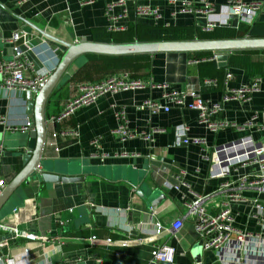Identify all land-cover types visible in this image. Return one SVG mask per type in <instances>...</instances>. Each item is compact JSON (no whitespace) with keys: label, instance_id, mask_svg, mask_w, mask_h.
<instances>
[{"label":"crops","instance_id":"1","mask_svg":"<svg viewBox=\"0 0 264 264\" xmlns=\"http://www.w3.org/2000/svg\"><path fill=\"white\" fill-rule=\"evenodd\" d=\"M89 1L81 6L79 0H0V60L10 58L7 42L11 35L25 30L35 36L33 44L41 45L31 55L34 64L51 74L64 51L63 44L92 42L93 30L108 32L106 6L116 0ZM124 1L127 15L117 24L126 30L110 34L126 43L137 40L139 29L177 30L190 40L213 31L203 32L205 16L181 13L180 4L172 0ZM208 1L215 6L218 17L226 0ZM139 8L157 9L161 18L155 23L151 16L139 14ZM113 13H119L118 9ZM256 22L264 23V12ZM231 24L235 26L236 19H231ZM214 55L216 59L209 60L214 61V68L204 78L200 74H209L208 68L194 64L196 60L185 53L116 57L106 66L120 68L116 74L129 72L135 79L198 93L209 104L222 105L214 120L235 124L239 129L210 132L197 124L196 112L174 106L167 113L156 114L139 109L145 100L160 97L159 90L149 87L103 94L91 105L51 123L78 94L79 84H72L69 78L84 63L72 64L45 104L43 158L75 161L89 171L73 179H43L34 174L25 180L18 196L1 211L0 226L13 228V232L0 230V258L4 257L6 264H147L152 246L166 244L174 249L175 264H264V227L252 219V200L258 197L264 210V193L243 192L237 201L216 197L207 203L205 208L211 214L227 205L234 227L252 234L244 243L230 242L221 251V260L218 253L198 248L201 240L190 221L183 222L176 233L170 229L184 215V203L191 195L212 194L224 182L211 177L210 172L213 164L225 166L226 160L233 157L229 146L247 138L264 145V54ZM226 73L232 76L227 86L223 84ZM207 79L218 81V86L205 88L203 82ZM255 79L259 82L249 101H222L227 90L251 85ZM117 112L124 115L133 139L120 142L113 133L121 124L115 116ZM29 116L26 93L2 87L0 76V119L4 122L0 124V179L6 185L23 168L29 150L31 132L13 128L30 122ZM253 117L255 121L251 122ZM181 126H188V138L203 140L205 144L177 143L175 131ZM95 139L97 149L92 146ZM127 166L135 170L134 178L144 174L142 183L151 192L150 198L140 196L121 175L114 177L109 171L99 175L95 170L118 168L119 174ZM245 171L250 170L230 174L226 181L234 187L238 175ZM179 177L189 186L190 193L184 187L178 191L170 187ZM155 225L160 226L158 232ZM21 233L36 235L40 241H29L18 235Z\"/></svg>","mask_w":264,"mask_h":264},{"label":"built area","instance_id":"2","mask_svg":"<svg viewBox=\"0 0 264 264\" xmlns=\"http://www.w3.org/2000/svg\"><path fill=\"white\" fill-rule=\"evenodd\" d=\"M79 2L81 6L91 3L89 0H79ZM172 2L180 4L181 13L205 16L207 24L202 29L203 32H210L217 27L237 29L240 25L250 26L264 12V2L248 3L245 0H226L225 5L219 8V15L217 17L215 15V6L208 0H172ZM117 9L119 13L114 14L113 12ZM137 12L141 15L151 16L155 23L161 18V14L157 9L139 8ZM105 14L109 22L107 26L109 33H120L126 30L125 27L117 24L118 21L124 19L127 15L124 0H116L108 4ZM231 19H236V24L233 27ZM33 37L35 36L27 33L25 30H17L9 38L7 43L10 46V58L8 60H0L2 87L13 92L33 93L40 90L47 82L50 73L38 69L31 58V55L38 49L37 47L41 46L33 44L36 41ZM210 59H216V55H213L212 58L196 60L193 63L197 64L200 61ZM231 77V74H225L223 80L225 86H227ZM258 82L259 80L255 79L251 85L236 90H227L224 93L222 101H249L250 95L256 90ZM203 86L205 88H215L218 86V81L207 79L204 80ZM145 87L159 90L161 94L158 100L148 99L142 102L139 109H146L156 114L159 112L167 113L170 107L174 106L196 112L197 124L205 127L210 132L215 133L224 129H239L235 124L214 120L215 116L222 110V105L209 104L200 94L192 91H183L166 85L135 79L129 72L105 76L97 82L79 85L77 96L68 101L62 114L57 118L51 119L50 122L59 121L63 117L70 115L74 110L91 105L103 94H116L122 91L138 90ZM162 102H165L166 105H162ZM115 116L121 121L120 126L113 132L119 141L125 142L133 139L135 136L127 130L125 117L122 112H117ZM255 118L253 117L251 122L255 121ZM3 123V119H0V124ZM247 125L253 126L252 123H248ZM13 131H30V122H26L21 128H13ZM188 132V126L177 128L175 131L176 142L182 145L205 144L203 140L188 138ZM140 137L148 139V136L145 135H141ZM92 146L96 149L99 148L97 139L93 140ZM229 147L234 152L233 157L226 160L227 164L225 166L213 164L210 172L211 177L223 179L224 182L212 194L191 195V199L184 203V215H181L180 218L174 221L170 228L172 233H176L182 228L183 222L190 221L195 233L201 240L202 250L218 253L220 260L223 258L221 251L230 242L244 243L252 238V234L234 227V219L227 205L211 214L205 208L207 203L216 197H223L231 202L237 201L242 198L243 192H252L255 195L264 193V145L247 138L238 142L234 147L233 145ZM221 159L219 158L220 162L222 161ZM219 161L217 163H220ZM242 169H249L250 171H245V173L238 175L236 185L231 187L226 178L230 174H238ZM179 179L175 180L174 184H170V187L176 191L184 187L190 193L189 186L181 180V177ZM5 186L4 180L0 179V194ZM252 210V219L264 227V210L258 197L252 200ZM12 229L0 226V230L2 231L13 232L11 231ZM159 230L160 226L155 225V231L158 232ZM18 235L29 241H40V238L33 234L21 233ZM140 243L142 242L140 241ZM152 248L153 250L147 264H175V252L171 246L160 244L154 245ZM6 262L4 257L0 258L1 264H6Z\"/></svg>","mask_w":264,"mask_h":264},{"label":"water","instance_id":"3","mask_svg":"<svg viewBox=\"0 0 264 264\" xmlns=\"http://www.w3.org/2000/svg\"><path fill=\"white\" fill-rule=\"evenodd\" d=\"M255 24V22L253 23ZM253 24L251 27H253ZM46 37V36H45ZM64 51L61 53L57 65L50 74L45 85L36 92H27L26 100L30 109V141L28 143V152L24 156V166L18 174L5 186L0 194V219L2 217V209L9 200L14 196H18L20 185L33 176L34 174L42 175L43 179L53 176L63 179H73L79 176L87 175L89 169L84 166H78L75 161L62 162L59 160H47L43 158V152L46 141V118L44 113L45 104L66 76L69 67L74 64L80 66L86 62V56H135L149 55L153 56L160 53H198L212 52L215 54H231L234 52L245 51H264V38H250L248 36L233 39L218 40H178V41H133L129 43H96V42H79L75 44H63ZM94 169V168H92ZM121 169V168H120ZM96 173L101 175L104 172H111L115 177L121 175L124 181L138 190V194H142L150 198L151 192L142 183L144 174H140L138 178H134L132 174V166H127L116 173L114 168H95ZM63 177V178H62ZM152 201V199L150 200ZM198 248L202 249V243H198Z\"/></svg>","mask_w":264,"mask_h":264},{"label":"trees","instance_id":"4","mask_svg":"<svg viewBox=\"0 0 264 264\" xmlns=\"http://www.w3.org/2000/svg\"><path fill=\"white\" fill-rule=\"evenodd\" d=\"M248 36L250 38H264V23H255L253 27L240 25L237 29L235 28H224L217 27L207 36H200L197 39L200 40H218V39H233L242 38ZM178 40H190L181 31L177 30H155L150 29H139L137 34V41L148 42V41H178ZM93 42L96 43H126V41L113 37L110 33L106 32L104 29L93 30ZM129 43V42H127ZM244 55L262 53L264 51H245L240 52ZM215 53L212 52H198L191 53L189 56L195 60H203L212 57ZM137 56V55H136ZM128 56H120L119 58H124ZM116 57H106V56H86V62L78 67L73 74L70 76L69 80L72 84H86L97 82L103 79L107 75L116 74L120 68L108 69L106 63L115 60ZM208 68V73L206 75L200 74L201 78L208 77L211 70L214 68V61L206 60L197 63ZM123 68V67H122ZM124 71V70H122Z\"/></svg>","mask_w":264,"mask_h":264}]
</instances>
